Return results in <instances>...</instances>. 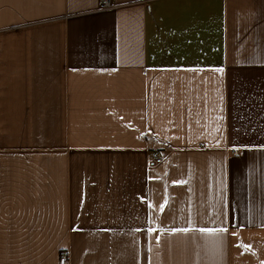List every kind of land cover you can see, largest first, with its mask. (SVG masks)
<instances>
[{
	"label": "crops",
	"instance_id": "1",
	"mask_svg": "<svg viewBox=\"0 0 264 264\" xmlns=\"http://www.w3.org/2000/svg\"><path fill=\"white\" fill-rule=\"evenodd\" d=\"M113 2L0 0V264H264V0Z\"/></svg>",
	"mask_w": 264,
	"mask_h": 264
},
{
	"label": "rangeland",
	"instance_id": "2",
	"mask_svg": "<svg viewBox=\"0 0 264 264\" xmlns=\"http://www.w3.org/2000/svg\"><path fill=\"white\" fill-rule=\"evenodd\" d=\"M111 1H112V4H114L113 0H111ZM104 3H105V0H100V9H103V10L110 9V7L106 8V7L104 6ZM102 6H103L105 9L102 8ZM19 26H20V24L14 26V27H19Z\"/></svg>",
	"mask_w": 264,
	"mask_h": 264
},
{
	"label": "built area",
	"instance_id": "3",
	"mask_svg": "<svg viewBox=\"0 0 264 264\" xmlns=\"http://www.w3.org/2000/svg\"><path fill=\"white\" fill-rule=\"evenodd\" d=\"M111 4H112V1L111 0H105L104 6L106 8H108V7H110ZM102 8H104V7L102 6ZM159 161H160V158L157 159V162H159Z\"/></svg>",
	"mask_w": 264,
	"mask_h": 264
},
{
	"label": "bare ground",
	"instance_id": "4",
	"mask_svg": "<svg viewBox=\"0 0 264 264\" xmlns=\"http://www.w3.org/2000/svg\"><path fill=\"white\" fill-rule=\"evenodd\" d=\"M114 7V4H111L110 5V8H113ZM157 143V142H156ZM157 145V144H156ZM157 147L161 150V148L157 145ZM237 150H233V152H236ZM160 158V161L159 162H161L162 161V157H159Z\"/></svg>",
	"mask_w": 264,
	"mask_h": 264
}]
</instances>
